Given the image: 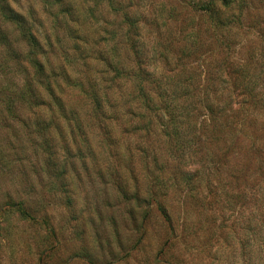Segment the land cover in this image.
I'll return each mask as SVG.
<instances>
[{"label": "rangeland", "instance_id": "1", "mask_svg": "<svg viewBox=\"0 0 264 264\" xmlns=\"http://www.w3.org/2000/svg\"><path fill=\"white\" fill-rule=\"evenodd\" d=\"M202 1L0 0V264H264V0L217 29ZM250 63L244 94L206 82ZM206 99L212 120L160 111Z\"/></svg>", "mask_w": 264, "mask_h": 264}, {"label": "trees", "instance_id": "2", "mask_svg": "<svg viewBox=\"0 0 264 264\" xmlns=\"http://www.w3.org/2000/svg\"><path fill=\"white\" fill-rule=\"evenodd\" d=\"M238 0H206V1H202L200 2V4L197 5L196 9L198 11H200L201 13H203V17H206L207 20H209L211 22L212 28L217 29L223 26V19L225 17V15H230L231 13H235L236 12V5H237ZM124 20L127 21V18H125ZM129 28L128 30L135 28L136 24L134 22H129L128 24ZM138 55V59L140 54L136 53ZM106 62H109V60H106ZM104 62L105 64H107V69L108 73L111 74L113 77H119L121 71L119 69H117L115 66H111L110 64ZM227 66L226 64H219V65H215L214 67H212L211 70H206L205 72V78H206V82L210 83H216V80H218L220 82L221 78L225 77V83L229 84L231 87H229V89L232 92L233 90H238L240 91L241 94H244L246 91H249L250 89H253L254 86V81H252L253 79H255L257 81V79L259 78L258 76V72L259 70H257L256 64H246V65H233L231 64V70L228 72V69L225 67ZM141 73H145V71H138V75L140 76ZM139 79V81L136 83L135 86L138 87V90L140 91V95L142 96H138L135 99V103L133 102L134 105V112H132L131 114V118L134 117H138L139 120H146L144 118V115H142V113L144 112V110H146V114H150L152 112H156L157 111V102H154V99L152 97H150L148 94H146L143 90V88L141 87V82H142V78L137 77ZM217 82V83H219ZM208 88L211 86L207 85ZM141 87V88H139ZM106 89L108 88H103L102 90L97 89L96 90V86L93 87L91 85L90 87V91H89V97H91V101L92 103L95 105V107L101 111L102 113H107L109 111L113 110V104L110 100V94H108L109 91H107ZM175 91V90H172ZM210 93V90L208 91ZM175 93V92H174ZM198 99H201V97L199 96ZM254 100V103H256L257 101L255 100V98H252ZM264 101V99H261ZM202 101V100H201ZM260 101V100H259ZM258 101V102H259ZM172 103V104H170ZM168 103L167 106V110H163V108H160V111H163L164 114H167L168 116H170V121H172V118L175 120L174 115L175 113H178L180 111L181 115L187 116L190 115L192 113L195 112H201L205 113V116H208V118L206 120H212V118L216 117V115H218L217 111L220 109V105L216 104L215 102H213V100H204L202 103H199L196 105V110H192L189 106V104L185 105L183 103V105L175 103L174 100H171V102ZM177 106H176V105ZM230 104H228L229 106ZM227 106V103H226ZM194 111V112H193ZM196 114V113H195ZM180 115V116H181ZM174 122V121H173ZM141 124V123H140ZM217 125L212 126L211 128L214 129L216 128ZM145 129H150L149 126H145V128L143 127L142 130L143 132L145 131ZM148 132L146 133L149 134L150 131L147 130ZM212 130H210L209 132H211ZM203 135V134H202ZM198 136L199 139V143H197L196 145H198V152H200L201 150L199 148H203L206 147L205 144V140L203 136ZM173 138L176 140V143H181L179 144L182 147L183 144V138H182V134H179L178 132V126H174V131L172 133ZM148 137V135H147ZM203 137V138H202ZM202 138V140H201ZM142 139V138H140ZM193 142L188 141L184 144L183 148L186 147L187 145H191ZM207 143V142H206ZM211 144V143H210ZM203 145V146H201ZM207 157H209L208 155H199L196 154V156L194 157V159H196V163H199L203 165V162L206 161L207 163ZM187 166L186 165H179L178 167H176V171L174 174L176 175H187L189 173V171H187Z\"/></svg>", "mask_w": 264, "mask_h": 264}]
</instances>
